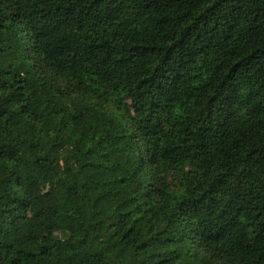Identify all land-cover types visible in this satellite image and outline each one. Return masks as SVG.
<instances>
[{"label": "trees", "instance_id": "16d2710c", "mask_svg": "<svg viewBox=\"0 0 264 264\" xmlns=\"http://www.w3.org/2000/svg\"><path fill=\"white\" fill-rule=\"evenodd\" d=\"M0 264H264V0H0Z\"/></svg>", "mask_w": 264, "mask_h": 264}]
</instances>
